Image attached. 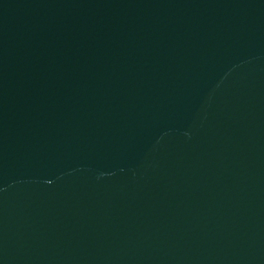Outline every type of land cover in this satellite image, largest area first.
I'll list each match as a JSON object with an SVG mask.
<instances>
[{
	"label": "water",
	"instance_id": "1",
	"mask_svg": "<svg viewBox=\"0 0 264 264\" xmlns=\"http://www.w3.org/2000/svg\"><path fill=\"white\" fill-rule=\"evenodd\" d=\"M0 264H264V0H0Z\"/></svg>",
	"mask_w": 264,
	"mask_h": 264
}]
</instances>
